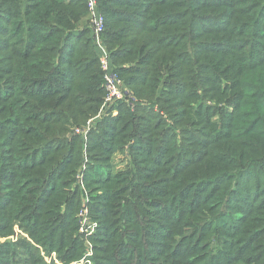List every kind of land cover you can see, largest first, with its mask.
<instances>
[{"label":"trees","instance_id":"obj_1","mask_svg":"<svg viewBox=\"0 0 264 264\" xmlns=\"http://www.w3.org/2000/svg\"><path fill=\"white\" fill-rule=\"evenodd\" d=\"M97 4L105 18L103 45L125 89L136 99L153 102L158 87L167 84V113L174 124L193 115L187 125L200 124L207 133L205 138L192 134L178 144L164 124L137 122L126 101L108 105L118 117L101 123L100 137L91 147L102 149L107 163L115 146L124 139L121 147L130 143L125 136L130 125L132 168L101 183L92 179L103 191L91 208L104 244L100 258L108 264H158L159 259L161 264H230L227 251L236 250L245 264H264V221L256 226L254 220H244L251 211L264 219V203L242 211L233 242L202 250L234 218L225 211L214 214L215 209L235 211L237 204L229 200L250 201L257 192L264 194V0ZM81 32L90 36L83 41ZM0 66V126L12 130L0 135V227L4 231L5 224L20 217L35 229L43 218L56 219L52 229L47 220L46 240L68 250V263L76 261L82 251L80 238L73 236L80 198L70 194L67 201L63 196V176L75 154L69 150L61 156L52 142L64 132V124L86 118L89 111L95 114L105 96L86 0H0ZM208 90L212 112L198 101V93ZM215 116L219 122L211 120ZM70 145L74 148L75 142ZM168 153L175 162L170 166L163 164ZM189 166L195 171L192 182L184 170ZM251 177L256 180L252 186L241 184ZM65 200L68 210L60 215ZM32 229H26L31 236ZM17 243L0 244V264H10L9 255L15 259ZM36 250L26 247L29 256Z\"/></svg>","mask_w":264,"mask_h":264},{"label":"rangeland","instance_id":"obj_2","mask_svg":"<svg viewBox=\"0 0 264 264\" xmlns=\"http://www.w3.org/2000/svg\"><path fill=\"white\" fill-rule=\"evenodd\" d=\"M209 14V13H208ZM210 18L212 17L210 13ZM219 21H217L218 24ZM87 25V24H86ZM86 25L84 27H86ZM209 26L210 24L207 23ZM213 24H211L209 27H211ZM84 34L83 41L86 40L88 36H90L89 32H81ZM4 41V40H3ZM3 55V53H2ZM97 66V65H96ZM2 66H0V69ZM1 78H3V74L0 73ZM94 76H98V69L97 73L95 72ZM94 77V78H95ZM97 82L93 81L91 83V87L94 88L96 92L100 90L99 86H97ZM170 85V84H169ZM164 86H167L164 85ZM158 87L157 93L155 94L153 98V102L149 101H141L139 99H136L134 95L132 94L131 90L126 87L127 93L129 96H131L125 104H127L128 107H130L131 113L134 114V116L137 118V122L142 124H148V122L151 125L154 124H164L166 128L171 129L170 139L175 138L176 141L179 144V140L183 138H187L186 140L191 137L192 134H195L199 138H205V135H207L206 129H204L200 124L198 125H191L188 126L187 122L190 120L195 119L193 115H186L185 118L187 122L174 124L175 119H171L169 116V98H170V89H166L165 87ZM208 88H210L208 86ZM162 89H166L162 90ZM200 98L199 102L203 104L205 107L208 108L209 112H212V109H210L213 106V102L211 99L212 94L209 92L201 95V92L198 93ZM90 98H99L98 95H92ZM30 100V99H27ZM95 101L94 103H96ZM90 101H87V106L90 105ZM192 106H196L195 102H191ZM145 108V109H143ZM224 109H226V106H223ZM97 112L95 114H92L90 111L87 113V117L84 119L79 118L76 121L73 120L72 122H69V124H64L62 127L63 133H60L53 139L52 142L54 146L57 148H61L60 155L65 156L69 150L70 153L75 154V160L69 165L68 175L63 176V182L66 183V186L63 188V196L68 201L70 198V194L76 195V197L80 198V203L78 206L77 211L75 212V221L77 222V229L73 231L74 237H79L78 239L82 244V251L78 252L81 256L76 259H73L72 262L68 263L69 256L67 255L68 250L62 247V244L58 247H54L55 245H51L47 240V233L49 231L48 229V221L49 220V226L52 229L53 224H55L56 219L52 222V218L49 219L43 218V223L39 224L38 227L35 229L32 227V225L29 222H26L24 220H21L22 218H19V221L11 222L10 225L5 224L3 226L4 231H2V227H0V244L3 245V243H6L8 241H17L19 246L17 247V252L15 253V259H11L10 255L8 256L10 259V264H22L23 262L29 261L27 264H31L34 260L37 262L35 264H108L105 259L100 258V248L103 243H101L98 231V222L95 221L91 214H92V205L97 195L102 194L101 184H93L92 179H94V182L101 183L104 178H106L108 175L110 177L117 176L119 174H124L126 171L130 170L132 167L131 160V151L130 146L133 142L129 135V129L130 125H127V130L125 132L126 141H129V144H125L123 147H121L125 139L120 142V146H115L112 150V154L108 157L109 161L105 163L102 161V158H104L106 155L105 152H102V149H94L91 147V145H94L97 143L98 138L100 137L101 131L98 129L101 123H103L105 120H108L111 118H117L118 112L115 109V107L108 106L104 104V100L100 102L98 105ZM188 110V108H186ZM35 111H32V113ZM40 113H37L39 115ZM173 114V113H171ZM219 115V113H218ZM199 120V119H198ZM212 121H218V116H215L211 119ZM219 122V121H218ZM247 121L246 119H243L242 121V128L246 127ZM103 126V125H102ZM199 130V131H198ZM12 130H9V127H2L0 126V135L6 136L7 134H10ZM162 131V129H159V133ZM203 131V134L200 132ZM188 135V137H184L185 135ZM186 135V136H187ZM172 136V138H171ZM129 139V140H128ZM74 141L75 145H70V142ZM187 144V143H186ZM53 146V148H54ZM194 148H197L196 146ZM39 148L34 149L38 150ZM2 150L1 142H0V151ZM39 150H42L41 148ZM172 153H168L165 155L164 158V165L170 166L175 164V162L171 163L169 156H171ZM40 154H37V159L40 157ZM185 160H189L190 156H184ZM99 170L100 173H96L95 170ZM162 170V168H160ZM188 170L186 171V178L187 182H192L195 176V171L193 167L189 166ZM240 170V169H239ZM238 170V172H239ZM238 172L236 174H238ZM86 174V175H85ZM87 176V177H85ZM238 177V176H237ZM237 177H235L233 180H236ZM88 178V180H87ZM87 180V182H85ZM255 178L251 177L249 181L242 180L241 184L244 186H252L253 183H255ZM86 183V185H85ZM123 183H121V186ZM192 183L189 185L191 186ZM263 186V185H262ZM128 188V187H126ZM250 190L254 192V187L250 188ZM256 194H259L258 201L254 203V200L257 199V195L255 197L253 196V199L250 201H238L229 200L230 205L237 204V210L235 211H226L223 208H217L214 211L215 213H218L220 211H225L228 215H233L234 218H230V224L225 227L224 231L222 233H215L213 234L209 240L204 244L202 250H216L219 248V246L225 247V243L227 242H233L231 240H234V234L240 229L241 223H239V219L243 216L242 211H246L247 208H249L251 205L252 207L257 206L256 208H259L264 203V194L262 191L257 192ZM4 197H8V194H4ZM233 198V197H232ZM255 198V199H254ZM65 202L60 207V215L64 214L65 211L68 210L67 208V202ZM254 203V204H253ZM218 205L216 204H209V209H214ZM253 212V211H251ZM244 219V220H254V223L256 226H261L263 224L264 219L259 216L256 213H251ZM239 223V224H238ZM28 224V227H25ZM190 225V222L187 223L185 226ZM32 229L33 233L32 236L26 232V229ZM261 229V231H263ZM57 236L60 235L61 231L56 230ZM69 237V234L66 235ZM35 238L41 239L40 243H37L35 241ZM69 239V245L68 249L71 246V239ZM23 242V243H22ZM22 243V244H20ZM238 243V241H236ZM104 245V244H103ZM31 246V248L34 250V248H37V252H34L35 255H30L26 251V247ZM233 250V249H232ZM223 251H226L225 248H223ZM231 253L232 261L230 264H245L243 261L239 259L240 255L236 252V250L233 251H227ZM36 256V257H35ZM205 256V255H204ZM203 256V257H204ZM225 259H227V256H225ZM15 260V261H14ZM161 259H159L158 264H161ZM25 264V263H24ZM156 264V263H152ZM247 264V263H246Z\"/></svg>","mask_w":264,"mask_h":264},{"label":"built area","instance_id":"obj_3","mask_svg":"<svg viewBox=\"0 0 264 264\" xmlns=\"http://www.w3.org/2000/svg\"><path fill=\"white\" fill-rule=\"evenodd\" d=\"M97 3L98 0H86L87 18L99 54V65L102 72L103 88L105 91L104 104L112 105L118 101H127L131 96L127 93L122 80L114 72L109 54L103 45L102 33L105 29V18L98 11Z\"/></svg>","mask_w":264,"mask_h":264}]
</instances>
